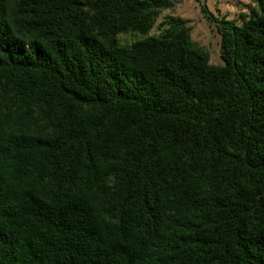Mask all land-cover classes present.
Instances as JSON below:
<instances>
[{
    "label": "trees",
    "instance_id": "16d2710c",
    "mask_svg": "<svg viewBox=\"0 0 264 264\" xmlns=\"http://www.w3.org/2000/svg\"><path fill=\"white\" fill-rule=\"evenodd\" d=\"M0 0V264H264V0ZM133 35L129 42L120 35Z\"/></svg>",
    "mask_w": 264,
    "mask_h": 264
},
{
    "label": "rangeland",
    "instance_id": "374dc122",
    "mask_svg": "<svg viewBox=\"0 0 264 264\" xmlns=\"http://www.w3.org/2000/svg\"><path fill=\"white\" fill-rule=\"evenodd\" d=\"M170 8L163 9L149 34L157 33V24L168 16L181 17L186 20L191 39L209 54L213 64H223L220 55V34L216 23L210 22L201 10V3L218 19L225 18L236 23L241 22V14L248 13L253 6L252 0H170ZM133 35H120V40L129 42Z\"/></svg>",
    "mask_w": 264,
    "mask_h": 264
}]
</instances>
